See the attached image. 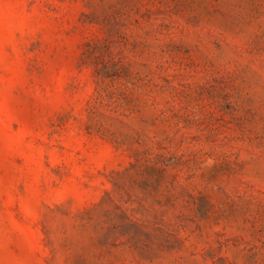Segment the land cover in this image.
<instances>
[{"label":"rangeland","instance_id":"1","mask_svg":"<svg viewBox=\"0 0 264 264\" xmlns=\"http://www.w3.org/2000/svg\"><path fill=\"white\" fill-rule=\"evenodd\" d=\"M0 264H264V0H0Z\"/></svg>","mask_w":264,"mask_h":264}]
</instances>
